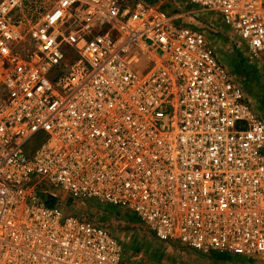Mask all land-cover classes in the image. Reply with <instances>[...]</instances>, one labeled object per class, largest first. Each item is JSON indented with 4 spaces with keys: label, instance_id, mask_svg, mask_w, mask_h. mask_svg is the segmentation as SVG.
<instances>
[{
    "label": "built area",
    "instance_id": "obj_1",
    "mask_svg": "<svg viewBox=\"0 0 264 264\" xmlns=\"http://www.w3.org/2000/svg\"><path fill=\"white\" fill-rule=\"evenodd\" d=\"M185 1L264 55V0ZM176 18L143 0H0V264H124L116 236L63 206L85 201L264 261V118Z\"/></svg>",
    "mask_w": 264,
    "mask_h": 264
},
{
    "label": "rangeland",
    "instance_id": "obj_2",
    "mask_svg": "<svg viewBox=\"0 0 264 264\" xmlns=\"http://www.w3.org/2000/svg\"><path fill=\"white\" fill-rule=\"evenodd\" d=\"M154 3L171 15L175 21L201 29L214 48L219 61L229 70L233 79L240 83L248 94L249 101L264 118V55L259 58L251 56L229 30L213 13L201 10L185 0H143ZM43 6V2L38 3ZM38 140L30 141L26 150L30 152ZM67 212L84 215L105 226L122 245L123 263L148 264H207L210 257L200 258L196 262L195 251L178 242H173L176 249L172 253L161 247L148 227L142 223L134 212L119 209L93 201L67 202ZM216 264H264L256 257L234 255Z\"/></svg>",
    "mask_w": 264,
    "mask_h": 264
},
{
    "label": "trees",
    "instance_id": "obj_3",
    "mask_svg": "<svg viewBox=\"0 0 264 264\" xmlns=\"http://www.w3.org/2000/svg\"><path fill=\"white\" fill-rule=\"evenodd\" d=\"M169 243H171V242H169ZM195 252L197 254L195 256V257H197L196 262H198L199 261L198 259H200V258L210 257L211 258V261H206L207 264H216L218 262L223 261L224 259H230L231 257H235L234 255H229V254H221V253H201V252H198V251H195Z\"/></svg>",
    "mask_w": 264,
    "mask_h": 264
},
{
    "label": "crops",
    "instance_id": "obj_4",
    "mask_svg": "<svg viewBox=\"0 0 264 264\" xmlns=\"http://www.w3.org/2000/svg\"><path fill=\"white\" fill-rule=\"evenodd\" d=\"M172 245H173V242H171V243H169V242H161V247H163L165 249V251H167L168 253L174 252V250L177 248V247L176 248L174 247L175 245L174 246H172ZM125 264H129V263H125ZM131 264H136V263H131ZM142 264H148V263H142Z\"/></svg>",
    "mask_w": 264,
    "mask_h": 264
}]
</instances>
